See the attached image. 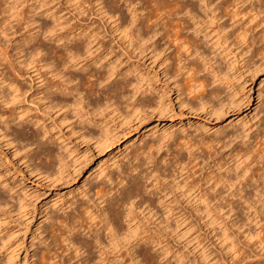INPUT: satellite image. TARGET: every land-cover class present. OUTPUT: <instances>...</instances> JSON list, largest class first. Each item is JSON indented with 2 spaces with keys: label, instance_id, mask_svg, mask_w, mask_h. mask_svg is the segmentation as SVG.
<instances>
[{
  "label": "rangeland",
  "instance_id": "1",
  "mask_svg": "<svg viewBox=\"0 0 264 264\" xmlns=\"http://www.w3.org/2000/svg\"><path fill=\"white\" fill-rule=\"evenodd\" d=\"M218 1L220 0L215 2L212 0V4L216 5L222 2V5L226 6L230 2L228 5H234L232 6L233 11L234 7L239 8L245 0H241L243 2L238 0L241 2L239 4L237 1L231 2V0L225 3H223L224 0L219 3ZM263 1L248 0L247 5L245 4L239 9L242 15L239 14L235 20H238V18L239 20L243 19L241 20L242 23L248 27L249 21L246 18H249L254 24L256 20L251 19L253 16L255 18V15H253L254 11H251L250 6H254L256 11H262ZM153 2L155 0H152V2L150 0H0V73L4 77H12V75L14 77L15 73L12 72L15 69L19 76L16 75L14 79L19 80L20 85L23 84L21 87L24 90L31 88L28 89L24 98H20L21 103L19 101L15 102L16 112L25 113L22 120L26 118L27 123H25V120L20 127L11 125L10 132L12 130L14 132L6 139L3 138L2 132H0V190L3 187L10 190L8 195H11V198L13 197L14 203L12 204L10 201L9 206L4 208L5 210L2 209L0 216L2 220L1 228L9 236L5 240L4 247L1 246L0 248V259H4V256L11 254V260L13 259L11 264H40V256L45 253L44 256L49 258L54 250L59 253L65 252L67 259L72 258L73 253L71 254L70 251L62 248L64 244L61 246L60 233L52 232V235H55L54 239L49 234L51 233L49 229L51 219L57 220L56 217L58 220L63 219L65 217L64 211L71 214L74 206L81 207L94 201L98 202L96 193L100 190L107 191L110 187L115 186L120 181L118 173L120 171L129 173L131 165L141 166L140 168L144 169H141L142 171L150 172L153 163L150 164L149 159L146 157L157 151L154 147L151 149L150 147L154 146L153 143L156 145L159 142L157 140L164 143L167 138L162 140L163 137L173 135L175 141L169 146L171 153L178 149H176L178 143H182L178 138H181V141L184 142L182 144L185 146L187 143L188 145L189 143L193 144L192 152L195 148H199V151L204 148L205 150L202 153L198 151L199 154L195 149L194 153L201 155L196 154L200 157V159L196 158V162H193L194 157L189 158L187 151L183 150L182 156H178L182 159V163H185L183 166L176 161L178 158L171 161L172 155L171 158L166 156L165 158L163 150L158 154L156 153L157 156L153 154V157H151L154 163L156 159L159 164L162 163L158 166L161 172L158 175H165L166 171L168 173H166L167 177L161 175L162 178L160 177L158 181L161 187L166 186L161 196H165L164 204L168 207H157L148 213L147 209L143 210L144 206L136 204L133 216L139 222L141 229L152 232V236L161 241V245H164L163 249L158 250L156 253L150 250L149 255L153 257L154 264H264V129L262 130V127L264 128V58L260 62L261 57L259 56L260 59H258L259 57L256 56L257 58L253 57L252 61L249 60L244 63L240 61V57L235 58L234 54H231L228 59H223V61L217 59V62L222 66L223 64L227 66L225 62L227 63L228 60L231 61V65L229 66V79L224 81L223 92L218 100H214V105L222 100L225 103L231 99L236 102L242 99L245 101V98L251 96L249 104L244 103L239 109L230 108L222 112L219 117L209 115L206 108L195 110L188 108V106H180L174 91L170 93L172 102L168 105V111L161 116L152 113L147 104L144 106L145 108L142 107V110L136 113L132 111V106L128 104L129 101L124 102L123 100L111 106L106 105L100 112L101 114L96 111L92 115L100 123V127L92 128V126H89L91 133L95 134L96 132L95 135L100 134L97 133L98 129H100L98 131H104L106 134L108 143L101 148L95 144L93 139L83 135V125L80 126L81 124L75 121L76 119L72 117V114H65L64 111L58 112L56 110L47 113L42 110L35 99L42 84L41 80L44 76L47 79L49 78L45 74L47 70L40 68L42 64L37 65L36 60L47 59V61L51 60L57 63L60 59H69V46L72 47L73 40L72 36H68V34L69 32L78 34L82 31H85L84 36L90 34L93 40L90 39L93 42L90 46L92 54L90 56L86 54L83 57L88 56L86 59H97L105 66L111 64L117 73L130 74L128 78L130 80L132 78L134 80H131L132 82L139 79L141 88L156 84L160 90H163V82H161L163 80L157 83L153 73L154 71L160 72L162 67H157L158 64L153 62L149 41L147 40L148 34L145 31L146 27L142 26L146 25L143 24L145 22L144 18L153 9L152 5L155 4ZM222 5L221 7L224 8V5ZM227 6L226 10H231V7L228 6L227 8ZM259 6H262V9ZM222 9L220 8L218 12L222 13ZM130 10H138L135 17L137 20L130 16ZM244 12H249V16L245 14L244 17ZM263 16L264 11L259 17L263 18ZM133 20L134 24H132ZM227 20L228 18H225L221 23L227 22ZM231 22L228 21L227 24ZM252 22H250V25H253ZM47 28L49 31H45ZM140 28L141 30L138 31ZM257 30L259 28L255 31L257 32ZM139 34L143 36L142 38L145 35V39L139 41L141 37ZM33 36L36 37L33 38ZM84 36L81 39H84ZM62 37H69L70 42ZM53 38H61L62 40L55 43ZM36 49L39 54L35 51ZM27 62L32 65L25 68ZM260 63H263V65L256 69V66ZM25 72L32 73L30 77L33 76V80L36 81L32 82L30 78L28 79ZM37 72L42 75L40 79H38ZM80 73L75 74L79 75ZM85 73H83L85 76L83 74H80V76L84 77H82L83 81L86 78L84 81L86 84L79 86V89L82 88L86 91L83 93V90L80 89L83 95L88 94V96H84L91 103L88 108L90 110L99 96L101 98L99 100L105 103L106 99L101 96L106 93L104 98H108L106 95L109 92H105L104 88L109 91L114 89L115 85L119 86L121 81L119 78L121 79V77H112L110 79L113 81L112 83L109 81L100 85V81L97 82L96 77H90ZM92 73L94 74V72ZM160 79L163 78L160 77ZM115 80L117 82L119 80V84ZM101 87L102 89H100ZM132 89L133 87H126L124 95H133L134 90ZM92 94H96L95 97ZM98 94L99 96H97ZM135 97H138L139 101L141 96L136 95ZM192 102L194 101L192 100ZM63 113L65 116L62 115ZM136 115L138 116L135 119ZM29 120H32L31 124L32 122L36 123V120L39 123L36 127H33L28 123ZM22 129H25V132ZM37 129H41V134L46 132L42 141L46 142L47 148L54 149L52 151L57 155L58 158L56 159L58 161L46 157L47 151L44 150L46 146L43 149L36 150L34 144L31 145V148H26V143L35 141L31 140L29 142L27 138L33 134V130ZM46 135H49L48 141L49 139L50 142L52 140L51 144L46 140ZM219 136L220 138H218ZM228 136L229 138H226ZM224 137L226 138L225 142L223 141ZM18 140H20L19 143ZM21 141L25 144H22ZM59 147L61 148L59 149ZM24 149L28 150L24 151ZM250 149H252L254 155L252 153L249 158H246V153H251ZM141 151L144 152L143 155L139 154ZM254 151L259 152L257 154ZM25 152L28 156L29 154L33 156V160L28 162V158L25 159L24 157ZM43 153L46 158L42 156ZM183 153L186 156L185 159ZM37 154H40L41 158ZM137 154L140 156H138V160H134ZM260 154H262L261 157ZM165 161L167 162L164 163ZM186 161L187 163L189 161V165ZM144 162L148 164L145 165ZM30 166H34L36 171L29 169ZM179 166L183 167L181 168L182 171L180 168V170L177 169ZM174 167H176V171ZM29 170L30 172H27ZM52 172L56 174L52 175ZM146 172H143V175ZM236 174L237 177L242 175L240 176L242 180L240 178V180H236ZM132 175H136V172H133ZM184 179L187 183L190 180L192 185L186 184ZM144 180L140 181L144 185L143 188L146 186V188H150L152 178L145 180L146 182ZM182 180L184 181L182 182ZM179 185H182L181 190ZM9 192L11 193L9 194ZM181 193L182 195H180ZM144 196H147V194ZM244 197L249 199L246 200ZM157 198L154 197L156 201ZM176 198L179 202H176ZM210 198L214 199L210 202ZM136 201L138 202V198ZM228 201L230 205L233 204H231V201L234 202L232 212L230 211L231 208H228ZM70 205H72V208H70ZM194 205H198L201 212L205 209L208 210L209 216L199 219L194 211ZM19 207H21V211L18 210ZM183 213L184 216H182ZM56 227L57 225L54 226V228ZM44 229L46 231L49 229L48 233H44ZM46 235L45 241L44 237ZM48 237L49 239H47ZM56 238L58 241H55ZM48 242L53 244L57 242L55 245L51 244L50 246V249L55 246L51 250L52 253L45 250L44 246ZM43 250L45 252H42L41 255L40 253ZM46 258L45 264L50 259ZM75 260H71L70 264H74ZM53 261H48V263Z\"/></svg>",
  "mask_w": 264,
  "mask_h": 264
},
{
  "label": "bare ground",
  "instance_id": "2",
  "mask_svg": "<svg viewBox=\"0 0 264 264\" xmlns=\"http://www.w3.org/2000/svg\"><path fill=\"white\" fill-rule=\"evenodd\" d=\"M150 1L152 2V0H150ZM215 1H217V0H214V2ZM220 1H218V3ZM228 1L229 0H224L223 3L228 2ZM236 1L239 4V2L241 0L240 1L231 0V2H236ZM241 2H243V1H241ZM246 2H248V0H245L243 2V4L241 3L242 5L240 4L239 8L236 5L237 8L234 7L235 10L233 9V11H232V6H234V5H232V6L228 5L230 3L229 2L227 5L231 7V10L228 11V9L226 10L227 5L225 6L223 4L224 8H225L224 9L223 7H221L222 2H220L219 4L213 5L214 3L212 4V0H155V2H153L155 4L152 5L153 9L151 11H149V14L146 15L145 18L141 14L142 17L144 18L145 22H146V23L145 22L143 23L146 25H142V24L141 25L144 26V28L146 27L145 31L148 34L147 40L149 41V48H150L151 57H152L154 63H157L158 65L160 64L159 66L157 65V67H162V70H160V72H156L153 70L154 71L153 73H154V77L156 78L157 83L160 82L161 80H163V81H161V82H163V84H162V87L164 88L163 90H160V88H158L156 86V84H151L149 87L146 86L144 88H141V86H139V79L135 80L136 82H132L134 80H132V78H131V80H132L131 81L128 78L130 74H125L122 72L117 73L111 64H108L107 66H105L102 63H100L99 60H97V59H86V57H88V56L83 57L84 55L88 54L90 56L92 54V51L90 52V50H91L90 46H91V43H93V42H91L92 36L90 34L87 36L86 35L84 36L85 31L79 32L78 34H72L69 32L68 36L71 35L72 40H73L72 47L70 48L71 45L69 46V51H68V55H69L68 58L69 59H60L59 62L57 61V63H54L51 60H49V61H51V62H49V61H47V59H37L36 60L37 65L38 64L40 65V63L42 64L40 68H45L47 70V71H45L46 72L45 74L47 76H49V78H48L49 80L45 76L41 80L42 84L40 86V90L36 94L38 96H36L35 99L38 102L39 106L42 108V110L46 111L47 113L49 111L56 110L58 112L64 111L65 114L66 113L72 114V117H75V119H76L75 121H78V123L81 124V125L79 124L80 126L83 125L82 130H84L83 131L84 134L83 133L82 134L93 139L95 141V144L100 148L106 146V144L108 143V138H107L106 134L104 133V131H101V132L98 131L100 129L97 130V133L98 132L100 133L99 135H95L96 132H95V134L91 133V131L89 130V126H92V128L93 127L98 128V126L100 127V123H98L97 120L94 119L95 117L93 118L92 115L94 113H96V111H98V114H99L106 107V105L111 106V105H114L116 102L120 103L123 100H124V102H127V101L130 102L128 104L130 106H132L131 108H132V111L134 113L138 112L139 110H142V107H144L147 104V106L151 109V112L155 113L158 116L165 115L166 112L168 111V105H170L172 102L171 97H170V93L172 91H174V93H176V100H178V103L180 106H188V108L190 107V108L195 109V110H198V109L203 110L204 108H206V109H208L207 113L209 115H212V116L219 117L222 112L227 111L230 108L239 109L242 107V105L244 103H247V104L250 103L251 96H248L247 98H245V101H244V99H242L239 102H236L233 99L229 100V102L227 101V103H225L223 100L219 101L217 103V105H214L213 102H215L214 100L219 99V97H220V95L224 89V81H227L229 79V76H230L229 66L231 65V61L228 60L227 63L225 62V64H227V66L225 65L226 66L225 67L223 64V66H224L223 67L219 62H217L218 60L222 59V61H223V59H228V56H230L231 54L232 55L234 54L235 58L240 57V61L244 62V63L246 61H249V60L252 61L253 57L255 58L256 56L261 57V59H260V57L258 58L261 60L260 62H262L263 58H264V16H263V18H260L261 14H263L264 7H263L262 11L261 10L256 11L254 6H252V5L250 6L252 8L251 11H254L253 15H255V18H254V16L253 17L251 16L252 19H251V17H250V19L254 20V21L256 20V22L253 24V22L250 21L249 18H246L249 21L248 27L244 26V24L242 23L241 20H243V19L239 20V18H238V20H235V18L237 19L239 14L242 15L241 12H239L241 10H239V9L242 8L243 5L245 6ZM253 2H255V1H253ZM228 6H227V8H228ZM259 7H260V9H262L261 8L262 6H259ZM220 8L221 9L223 8L222 10L224 12L223 11H222V13L218 12ZM137 11L136 10H132V11L130 10V12H129L130 16L133 17V19L136 17ZM246 12H244V17L246 15H248V13H249V12L248 13H246ZM146 13H148V12H146ZM137 16H139V15L137 14ZM124 17L126 18V16H124ZM241 17L243 18V16H241ZM120 18H122V17H120ZM225 18H228L227 22L228 21H232V22L230 24H227V22L221 23V21ZM256 18H258V19H256ZM129 20H132V19H129ZM121 21H123V20H121ZM250 22H252L253 25H250ZM134 23L135 22L133 20L132 24H134ZM135 28H137V27H135ZM258 28H259V30H257V32H256L255 30ZM134 30H137V29H134ZM140 30H141V28L138 31H140ZM45 31H49L48 28ZM138 31H137V33L141 34V32H138ZM254 31L256 32L255 34H254ZM143 32H144V29H143ZM143 32H142V34H143ZM83 36H84V39H81V38H83ZM140 36H139L140 40L138 39L139 41H142L143 39H145V35H144V38H142L143 37L142 35H140ZM35 37L36 36H33V38H35ZM255 37H257V38H255ZM63 39L68 40L69 37L63 38ZM61 40H62L61 38H53V41L55 43L60 42ZM67 50H68V48H67ZM35 51L37 52V54H39L37 49ZM234 56H232V57L234 58ZM82 57H83V59H81ZM263 63L258 64V66H256V69L259 68L260 66H262ZM31 65L32 64L30 62L29 63L27 62L25 64V68H26V66L28 68ZM11 67H12V65H11ZM263 67H264V65H263ZM101 70H103V71H101ZM15 71H16L15 69H14V72H12V70H11L12 73H15L14 77L16 75L19 76L17 74V72H15ZM25 71H27V70H25ZM1 72H3V71H1ZM77 72H81L80 73L81 75L86 72L85 74L89 75L90 77L91 76L96 77L97 82L100 81L99 82L100 85L104 84V82L106 83V82L111 81L110 79L112 77L116 78L117 76L121 77V79L119 78V80H121L122 83L120 81V84H119L118 83L119 80H118V82L115 80L119 84V86L115 85L116 87L113 86L115 88L111 89L109 91L106 90V88H104L105 92H109V94L106 95V97H108V98H104L106 93L104 94V92L101 91L104 94L101 97H103V99H106L105 103H103L99 100V99H101V98H99L100 97L99 94L101 93L100 92L97 95V96H99L98 99L96 101L94 100L95 103H93L94 104L93 107H91L90 110H88V108L90 107V104H91V103H89V101L86 100V96H88V94L87 95L84 94V95H86V96H84L82 94V91H80V89H82V88L79 89V86H84L86 84L84 82L86 78L83 81L82 79L84 77L82 76L83 77L82 78L80 76V74L79 75L75 74ZM91 72H94V74L93 73L91 74ZM25 73H24L25 76L27 75V78L28 79L30 78V80L32 82L36 81V80H33V76L30 77L32 73L31 74L28 72H25ZM37 74H38L37 75L38 79H40L42 77V75H40L39 72H37ZM1 76H2V73H0V77ZM12 77H13V75H12ZM12 77H10V76L4 77V75H3L0 79V86H1L0 87V104L2 105V107H0L1 108L0 109V132H2L1 135L3 136L4 139L9 137L11 134H13L12 133V132H14L13 130L10 132V130H11L10 126L11 125H14L16 127H20L21 124L26 120V118H24L25 120H22L25 113H23V112L17 113L16 112L17 109H16L15 102L16 101L20 102V98H22V97L24 98L25 94L28 92V89L30 87L27 88V90H24L21 87V85H23V84L20 85L18 83V81H19L18 77H17L18 81H16V79H14V77L13 78ZM20 77H21V75H20ZM20 77H19V79H20ZM35 77H36V75H35ZM160 77L163 79H160ZM21 79H22V77H21ZM112 82L113 81H111V83ZM133 83H135V84H133ZM95 84H96V82H95ZM34 86H35V84H34ZM2 87H4L5 89ZM23 87H25V86H23ZM126 87H133V89H132V90H134V93L132 92L133 95H131V96L124 95V93L126 91ZM100 89H102V87ZM84 91L85 90H83V93H84ZM97 91H99V90H97ZM92 95H94V94H92ZM95 95H94V97H95ZM136 95H138L139 97L141 96L143 98L140 99L141 98L140 97L139 101H138V99H137L138 97L137 98L135 97ZM207 95H209V96H207ZM131 99H132V101H130ZM192 100L194 102H192ZM138 102H140V103H138ZM64 113L62 115H64ZM137 116L138 115L135 116V119L137 118ZM27 119H30V118H27ZM31 121L32 120H29L28 123H30ZM25 123H27V120ZM38 123L39 122L36 120V123L32 122V124L30 123V125H32L33 127H36ZM27 125H29V124H27ZM22 126H24V125H22ZM24 128L26 129V127H24ZM39 128H40V126H39ZM263 129L264 128L262 127V130ZM40 130H38V129L35 131L33 130V134L29 138H27V141L30 142L31 140H35L37 142L32 141V143L31 142L26 143V145L28 146V147L26 146V148H29V147L31 148V145L33 146L34 144H35L34 146L36 147V150L37 149H43L46 146V142L42 141L45 137L44 134H46V132L44 134H41ZM26 131H27V129H26ZM15 132H17V131H15ZM220 136L218 138H220ZM236 137H237V135H236ZM17 138H18V135H17ZM46 138H47L46 140L48 141L49 135L48 136L46 135ZM164 138L165 139L167 138L166 142L164 141V143L163 142L161 143L160 140H157L159 142L156 145H155V143H153L154 146L150 145L151 146L150 149L154 147V149L157 150L155 153H152L146 157L147 159H149L150 164L153 163V165H152L153 168H152V170H150V172L147 173L146 171H142L144 169L140 168L141 166L130 164L131 169H130L129 173L126 171L125 172L120 171L118 173V176H119L118 178L120 179V181L117 184H115V186L110 187V189L109 190L107 189V191L106 190H104V191L100 190L96 193V200L98 202L94 201V202L90 203L89 205L86 204V205L81 206V207H75L73 205L74 208H72V205H70V208H72L71 214H68L66 211H64L65 217L63 216L64 217L63 219L58 220L57 217H56L57 220H53V218L51 219V224L49 225V229H50L51 233H49V234L52 235V232H56V233L58 232V234L60 233L59 234L60 237L58 235H56V236H58L60 238L61 246H62V244H64V246H62V248H65L66 251H70L69 253H71V254L73 253L74 255L72 254L73 257L67 259L66 258L67 254H65V252L59 253L55 250H54V252L51 251L55 248V246H54V248L51 247L53 249H50V246L53 243L48 242V244L45 243L46 245L44 247H45L46 251H48V252L51 251V253L53 252L51 257H49L50 254L48 255V257L50 259L46 258L44 256L45 253H44V255H42V252H45L44 250L41 251V253H40L46 259H49V260H47V264H70L71 260H74V259H76L74 264H141L143 262H145L144 264H154L155 263L153 261V257L151 255H149V252H151L150 250H153L156 253L158 250H160V249L162 250L164 245H161V241L156 240L152 236L153 235L152 232H149L148 230L141 229L139 222L136 221V218L133 216V211L136 209L135 208L136 204H140V206H144L143 210L147 209L148 213L151 212L152 210L156 209L157 207H162V206H164V208L168 207V205L164 204L165 196L164 195L161 196V194L165 191L166 186L161 187V185L159 184L160 182L158 183L159 178L162 175V174L158 175L159 173H161L159 171L158 166L161 165L162 163L159 164L157 162V159H156L157 164H155L156 162L154 163L151 157H153V154L156 155V153L158 154V152L163 150L164 157L166 156L167 158L168 157L171 158V155H172V158L170 160L173 161V159H175V158L177 159L178 156L181 157L182 151L185 150V151H187V156H189V158L194 157L193 162H196L198 158L200 159V157H198L197 155H199L200 154L199 152L201 151V150L199 151V148L198 149L195 148L197 150V152L199 151L198 152L199 154L194 153L195 149H194V152H192V149L194 147L193 144L191 145V143H189V145H188V143H187V145L185 146L182 144L184 142L181 141V138H178V140L180 139V142H182V143H178L176 145L177 146L176 149L177 148L178 149L175 150L174 153H171L169 146H171V144L174 143L175 137H173V135H168L166 137H163V139L162 138L161 139L164 140ZM226 138H229V136ZM226 138L225 137L223 138L224 142L226 141L225 140ZM234 138H235V134H234ZM14 139L17 140L15 137H14ZM230 139H231V137H230ZM154 140L156 141V139H154ZM219 140L221 141V139H219ZM8 141H9V139H8ZM155 141H153V142H155ZM228 141H230V140H228ZM17 142L19 143L20 140H18ZM48 142H50V139ZM51 142H52V140H51ZM51 142L49 144H51ZM21 143L25 144L22 141H21ZM207 146H205V147H207ZM22 148H25V147H22ZM22 148H20V149H22ZM60 148L61 147H59V149ZM52 149H50L49 147L47 148V146H46V149H44V150L47 151V154L46 153L45 154H46V157L48 156V158H52V160L54 158V160H55L58 157L54 153V151H52ZM25 150L26 149H24V151ZM44 150H42V151L44 152ZM147 150H149V149H147ZM152 150H151V152H152ZM204 150H205V148L202 151H204ZM246 150H247V148H246ZM250 150H251V153L250 152H249V154L246 153V158H249L250 154L253 153L252 149H250ZM142 151H144V150H142ZM142 151H141V153L139 152L140 155L144 154V152H142ZM202 151H201V153H202ZM259 151H260V148H259ZM254 152L256 153L257 151H254ZM258 152H257V154H258ZM184 153H183V156H185ZM203 153L205 154V152H203ZM260 153H261V151H260ZM31 154H33V153H31ZM139 154H137V156L134 157V160H138V158H139L138 156H140ZM37 155H39V158H41L40 154H37ZM253 155H254V153H253ZM261 155L262 154H260V157H261ZM42 156H44V153L42 154ZM199 156H201V155H199ZM256 156H258V155H256ZM24 157H25V159H26V157L28 158L27 159L28 162L33 160V158H32L33 156H30V154L28 156L26 152L24 154ZM202 157H203V155H202ZM34 158H36V157H34ZM185 158H186V156L184 157V159ZM187 159H188V157H187ZM150 161H152V162H150ZM176 161H178L179 165L182 164V166H183L185 164V163H182L181 158H178ZM201 161H202V159H201ZM166 162L167 161H165L164 163H166ZM183 162H185V161L183 160ZM186 163H187V161H186ZM188 163H189V161H188ZM147 164L145 163V165H147ZM182 166L181 167L179 166L177 169L183 168ZM260 166H263V165H260ZM174 168H175L174 170L176 171L177 170L176 167H174ZM29 169L35 170L36 168L34 166H32ZM37 169H39V167H37ZM162 171H163V169H162ZM181 171H182V169H181ZM27 172H30V170ZM55 172H52V175ZM133 172H136V175H132ZM143 172H146L147 174L145 173V175H143ZM164 172H165V170H164ZM40 173H41V171H40ZM166 173H167V171H166ZM166 173H165V175H162V176L167 177L168 175H166ZM240 176H242V175H240ZM240 176L237 177V174H236L237 178H235L234 176L233 177L237 180L240 178ZM164 177H163V179H164ZM243 177L245 178V176H243ZM149 178H152V182H151L152 186H150V188H146L147 186L145 188H143L144 185H142L140 183V181H143V179H145L147 181ZM140 179H142V180H140ZM240 179L242 180V178H240ZM164 180H166V178ZM184 180H182V182ZM145 182H144V184H145ZM185 182H186V180H185ZM186 184L192 185V182L190 183V180H189V183L186 182ZM193 184L195 185V183H193ZM182 185H183V183H182ZM182 185L181 186L179 185L180 190H181ZM184 185H185V183H184ZM185 186H187V185H185ZM177 187H178V185H177ZM8 191H10V190H8L6 187H3L0 190V216L2 214V209L9 206L10 201L12 202V204H14L13 199H12L13 197L11 198L10 197L11 195H8ZM142 192L147 194V196H144L145 194H143ZM241 192H243V191H241ZM10 193L11 192H9V194ZM180 195H182V193ZM158 196H159V198H157ZM154 197L157 198V201H156V199H154ZM137 198H138V202L136 201L137 202L136 203L135 200ZM244 198H246V197H244ZM210 199L211 200H209V201L211 202L212 199H214V198H210ZM248 199L246 198V200H248ZM243 201H244V199H243ZM176 202H179L177 198H176ZM232 203L234 204V202L231 201V204ZM72 204H74V203H72ZM180 205H181V203H180ZM232 205H230V203L228 201V208L229 209L231 208L230 211L233 209ZM211 207H213V206L211 205ZM193 208H194L195 213L197 214L196 216H198L199 219H202L204 217L209 216V212L205 208H204L205 210L202 212L200 211L201 209L199 210L198 205H194ZM18 210L21 211V207H19ZM228 212H229V210H228ZM198 213H200V214H198ZM182 216H184V213L182 214ZM49 217H53V216H49ZM60 217H62V216H60ZM47 220H48V218H47ZM49 220H50V218H49ZM1 221L2 220L0 218V248H1V246L4 247L3 245L5 244V240L8 236V235H6V232L3 231V228H1L2 227ZM55 225H57L56 228H54ZM44 227H47V226L44 225ZM44 227L42 226V228H44ZM4 229L6 230V228H4ZM45 229H44V233L49 230L48 229L46 231ZM42 233H43V231H42ZM56 233H54V234H56ZM82 233H84V234H82ZM54 236L52 235L53 239H54ZM46 237H47V235L44 237V239ZM44 239H43V242H44ZM47 239H49V237ZM56 240H57V238L55 239V241ZM45 241H46V239H45ZM56 243L57 242H55V244ZM55 244H53V245H55ZM141 248H144V249L142 250ZM65 249H63V250H65ZM58 251H59V249H58ZM47 254H46V256H47ZM10 256H11V254L9 256L7 254V256H4L5 257L4 259H0V264H11V261L13 259L11 260L12 257H10ZM42 256H40L42 261L40 259L39 263L41 262L40 264H45V258ZM53 260H55V261H53ZM48 261H53V262L48 263Z\"/></svg>",
  "mask_w": 264,
  "mask_h": 264
}]
</instances>
